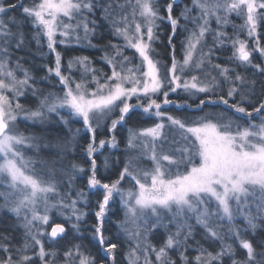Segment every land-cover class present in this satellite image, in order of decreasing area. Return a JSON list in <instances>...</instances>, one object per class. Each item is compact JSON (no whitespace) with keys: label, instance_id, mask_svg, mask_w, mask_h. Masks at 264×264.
Returning a JSON list of instances; mask_svg holds the SVG:
<instances>
[{"label":"snow or ice","instance_id":"1","mask_svg":"<svg viewBox=\"0 0 264 264\" xmlns=\"http://www.w3.org/2000/svg\"><path fill=\"white\" fill-rule=\"evenodd\" d=\"M178 4L183 0H168L166 6L161 0H30L27 4L24 0H0V212L13 215L17 222L13 227L21 230L19 246L0 234V264H57L61 256L62 264H96L95 257L79 243L61 252L59 241L67 230L64 223H51L55 210L57 216L71 222V229L82 239L81 222L87 213L77 205L80 201L89 204V197L96 192L102 196L95 201L96 223L91 235L110 264H115L118 244L105 237L104 222L114 195H119L123 210L116 228L117 236H123L128 245V264H224L225 260L229 264H264V234H260L264 231V79L247 75L251 69L254 77H264V47L258 31L264 27V0H191L173 15ZM18 7L23 19L9 15ZM233 15L243 23L237 26ZM26 21L33 28L37 48L43 46V38L49 52L55 54L54 66L44 65L48 75L41 79L54 75L61 93L40 95L36 78L21 64L24 57L17 53L28 43L23 30ZM162 22L171 26L167 40L170 66L157 58L159 52L154 47L161 42ZM105 24L122 43H92ZM230 25L253 39V47L239 32L230 36L226 31ZM181 27L187 34L181 42L182 59H177L173 40ZM209 34L211 45L206 43ZM73 42L111 49L101 57L111 74L92 67L88 57L79 56L68 60L69 74L65 75L57 45ZM229 45L228 63H215L219 58L216 53ZM125 49L134 50L133 56L125 55ZM254 52L260 54V63H254ZM134 58L139 62L133 63ZM233 61L244 71L229 66ZM77 65L82 69L78 81L70 74ZM25 90L38 98L35 108L19 102ZM177 93L187 99H169ZM160 95L163 99L158 101L155 97ZM133 98L135 103L130 102ZM172 104L201 113L206 106L223 105L227 111L180 118L162 111V105ZM138 109L142 116L158 122L128 130L125 150L135 155L126 157L117 179L102 182L97 176L96 154L106 145L118 147V141L112 135L97 143L101 122L110 121L107 130L112 133ZM229 111L232 116L227 115ZM53 114L65 126L73 120L82 122L89 134L84 148L90 165L86 177L89 191L76 190L75 198L71 195L75 180L86 169L75 163L69 169L60 168L67 179L58 180L56 166L66 154L59 140L41 144L16 124L21 116L44 122ZM169 129L174 130L171 140ZM68 131L72 135L64 143L72 142L75 147L81 129ZM42 149L53 155L40 157ZM27 150L34 155H27ZM145 159L151 162L150 169L139 167ZM103 167H110L108 157ZM126 177L134 181V188L121 187ZM61 184L69 191L62 194ZM241 219L243 226L237 223ZM156 233L164 235L159 247L150 239ZM197 235L208 244L219 243V248L209 251L196 240ZM189 249L196 252L192 258L187 255ZM238 250L244 253L242 258Z\"/></svg>","mask_w":264,"mask_h":264},{"label":"rangeland","instance_id":"2","mask_svg":"<svg viewBox=\"0 0 264 264\" xmlns=\"http://www.w3.org/2000/svg\"><path fill=\"white\" fill-rule=\"evenodd\" d=\"M28 1L30 2V0ZM167 2L168 0H161L162 5L166 6ZM184 4L190 5L191 0H183V4L175 5L173 15H178ZM20 13H21V9L10 12L9 15H15L17 16L18 19H23ZM161 13L166 15L163 8H161ZM231 19L237 26L243 23V21L237 18L235 15H233ZM180 24L181 26H183L185 24V21L181 20ZM188 27L191 28L192 25L188 24ZM216 27L217 25L215 21L213 20L212 28L215 29ZM262 29H264V27H261L258 30L260 33V37H264V33ZM23 30L26 34L28 43L26 44V47L23 51H20L17 53V55L24 57V59L21 61V64L23 65V67L28 68L31 74L36 78V81H37L36 87L39 89H42V92L40 93V95L47 94L48 92L61 93L62 87L59 84L58 78H56L54 75H52L48 80L41 79L42 77H45L46 75H48L44 65L54 66L55 54L49 52V50L46 47V41L43 38L41 39V43L43 46L41 48H37L35 41L32 40L33 28L31 24L28 23L27 21L25 22L23 26ZM159 31L161 33L160 35L161 42L155 44L154 46L156 50L159 52V56L157 58L160 59L166 65L170 66L171 65V59H170L171 49L168 47V42H167L168 35L171 34L170 24L167 22L160 23ZM226 31L229 33L230 36H234L236 35L237 32H239V36L241 39H248L244 31H240L239 28L234 29L231 25L226 28ZM99 32H100V35L92 38V43L95 45L103 46V45L108 44L109 41H111L112 43H122V40L113 38L106 24L102 28L99 29ZM186 34L187 33L183 30V27L178 28L176 36L174 38V40L176 39V42H177V43L174 42L176 46L175 54H176L177 59H182V43L181 42L183 41ZM166 37H167V40L165 43L167 46H164L163 42ZM206 43L207 45L212 44L211 34H209L206 37ZM248 44H249V47H253L254 45L253 39H248ZM206 50L207 48H205V51ZM57 51L61 52L62 54V72L65 75L69 74L68 69H67L68 60L73 57H79V56L88 57L92 62V67L96 69H102L105 73L109 75L111 74L110 67L107 66L105 62L101 59V57L104 55V52L108 51L110 53L111 49L102 50L101 47H95V48L89 47L87 45V42H81L80 44H76L75 42H73L68 45L58 44ZM72 51L74 52L77 51V52L74 53ZM231 52H232V48L230 45L223 48L222 50L216 53V56L219 58L215 59L214 62L220 63L222 65L228 63L227 57L231 55ZM133 53H134V50L132 49H125V52H124V54L127 56H133ZM254 53L258 55L257 58H259L260 60V54L258 52H254ZM138 62L139 61L136 60L135 58L133 59V63H138ZM229 66L236 67L237 71H240V72L244 71V69L240 68L236 64L235 61L231 62ZM81 72H82V69L77 65L73 67L70 74L72 77H74L78 81L81 78ZM18 75L20 74L18 73ZM213 75H218V73L213 71ZM247 75L250 79L253 78V72L251 69L247 70ZM155 98H157L158 101H160L163 99V96L160 95ZM169 99L183 101L184 99H187V97H185L183 93H177V94H170ZM19 102L22 105H24L26 108H35L38 104V98L36 96H33L30 90H25V95L20 98ZM130 102L135 103L136 102L135 98H133V100ZM143 102L146 103V100ZM189 102L191 103V101ZM162 111H165L166 113L170 115L177 116L180 118L192 119L195 116L203 115L204 113H218V112H225L227 110L223 105H219L216 107L206 106L204 107V112L201 113V112L194 111L188 108L177 109L175 104H172V105H162ZM137 112L140 114L139 116H141L140 117L141 119L143 120L147 119L146 124H144V126L138 125V126H133L129 128L126 127L125 125H122L121 129L124 130L122 144H120L118 140L116 129L112 133L108 132L107 125L110 124V121H108L107 123L101 122V127L96 133L97 143L100 139L108 140L112 135H115L118 141V147L113 148L111 147V145H106L103 149L99 150L98 154H96L97 163H98V166L100 167V171L97 173V176L102 182L111 183L113 180L117 179L119 176L120 170H122L124 167V162H125L126 157L129 155H135V153H129V152H126L125 150V146L127 143V137L129 135L128 130L130 128L134 130H139L141 128L151 127L154 123L158 122L155 119H150L145 116H142L141 110L139 109L137 110ZM227 115L232 116L233 114L232 112L229 111L227 112ZM233 118L236 119L237 117H233ZM165 123H167V121H165ZM16 124H17L18 129L21 132H24L26 135H33L37 137L41 144L49 143V142L56 143L57 140H59L60 146L64 148L66 154L64 155V158L62 159L60 164L56 166L58 169L57 179L58 180L67 179V177L62 175L61 172L59 171L60 168L69 169L73 163L77 165H81L86 169V171L82 174H78V177L74 183V190H72V193H71L72 198H75L76 190L84 189L86 193L89 191V189L87 188L86 177L89 175V172L87 171V169L89 168L90 165H89V160L86 157V154L84 152V148L86 147V144L89 140V134L83 130L82 122L73 120L69 125L65 126L64 124L60 123L58 119L55 117V115L53 114L48 119H46L44 122L28 121V120H25L21 116L20 118H18ZM69 128L73 130L77 128L81 129V132L76 138L75 147H73L72 142L64 143L65 141H69L71 138L72 133L68 131ZM173 131L174 130L172 129L168 130L169 140L172 139ZM177 137H178V133H177ZM164 147H165V151H167L168 144H165ZM26 154L29 156H33L34 152L32 150H27ZM39 155L42 158H50L53 155V153H51L48 149H42ZM105 157H108L110 160V167L108 169H104L103 167V160ZM139 167L143 169H150L152 167V164L149 160L145 159L140 163ZM121 187L124 189L134 188L135 187L134 181L126 177L121 182ZM67 191H69L68 186L66 184H61L60 192L63 194V193H66ZM101 196H102L101 192H96L94 195H91L89 197V200H90L89 204L85 205L84 201H80L77 205V207H79L82 211L87 213V215L84 217V220L81 222V231L83 233L82 239L78 238V235L71 229V222H65L63 218L60 216H57L55 213V210H53V213L51 214L53 217L51 223H64L65 228L67 230V235L64 237L63 240L59 241L61 252L66 250L67 246H70L73 243H79L83 246V250L86 253L90 254L89 252L90 249L85 245V242L88 241L93 245H98L97 241L94 238H92V235H91V231H92L91 226L95 223L90 220H93V218H95L94 216V212L96 211L95 201L100 199ZM114 212L118 216V219L114 221L113 225H111L110 231L109 232L107 231L108 233L104 230V235L106 238H110L111 242L118 244V250H121L124 253L125 263L128 264V259L126 257L128 245L127 243L124 242L123 236H117L116 222L123 219V210H122V206L120 205L119 195H114V200L110 204V210L108 214H111ZM72 222H74V219ZM16 223L17 222H16L15 217L11 215L10 213H8L6 210L3 212H0V234L9 236L12 239V244L19 246L21 243V239H20L21 230L13 227ZM237 223L243 226L242 219L238 220ZM50 227H51V224L48 226L49 231H50ZM108 234L109 235L112 234V237H108L107 236ZM150 239L153 244L159 247L161 243L163 242L164 235L163 233H156L155 235H152ZM196 240L200 241V243L203 244L205 248L209 249V247L205 245V242L201 240L200 235L196 236ZM231 242L233 243L234 241H231ZM45 247L48 248L49 245L45 243ZM218 248H219V243L216 244L214 249L212 250L209 249V251L215 252ZM101 253L105 258V254L103 253L102 250H101ZM171 255L173 257H176L177 254L173 252L171 253ZM187 255L190 258H192L196 255V252L192 249H189V251L187 252ZM0 256H2V254H0ZM13 258L18 259L15 253H13ZM62 259L63 258L61 256L60 260L57 261V264H62ZM152 259L154 261V255ZM37 264H39L38 261H37ZM96 264H110V262L105 261V259L103 262L96 260ZM178 264H179V261H178Z\"/></svg>","mask_w":264,"mask_h":264},{"label":"trees","instance_id":"3","mask_svg":"<svg viewBox=\"0 0 264 264\" xmlns=\"http://www.w3.org/2000/svg\"><path fill=\"white\" fill-rule=\"evenodd\" d=\"M19 2H20V0H8V3H19ZM27 2H29V1L28 0H24L25 4ZM16 10H20V8L18 7ZM262 30H263V33H264V29H262ZM166 40H167V37L165 38V40L163 42L164 46H167L166 43H165ZM174 42H176V39L173 40V43ZM260 42H261V47H264V37H260ZM77 51H79V50H77ZM77 51H75V52H77ZM72 52H74V51H72ZM78 54H79V52H78ZM257 56H258L257 54H255V53L253 54V61L256 62V63H260L261 62V56H260V60H259V58H257ZM253 78H255L257 80L264 79V77L259 76V75L255 76V77L253 76ZM139 115L140 114L136 110L135 112L132 113V115L130 117L127 118L126 123L121 124V125H119L116 128V133L118 135V140H119L120 144L123 143V136H124V130L121 129L122 125H125L126 127L129 128V127L138 126V125L139 126H144V124H146L147 119H144L145 120L144 121L143 119L140 118L141 116H139ZM117 219H118V216L116 215L115 212L111 213V214H108L107 219L104 222V230L106 232L107 231L109 232L110 229H111V225H113L114 221L117 220ZM90 221H93L94 223H96V219L95 218H93V220H90ZM260 234H264V231H262ZM107 236L108 237H112V234L111 235L108 234ZM247 238H251V236L249 235ZM202 241H204V240H202ZM253 242L255 243V240ZM233 244H235V241L233 242ZM85 245L90 249V251H89L90 254L93 257H95L96 260L101 261V262L104 261L105 258H104V256L101 253V248H100L99 245H93V244H91L88 241L85 242ZM205 245L207 247H209L210 250L214 249V247L216 246V245L208 244L206 242H205ZM238 254H239L240 258H242L243 255H244V253L242 251H239V250H238ZM115 264H126L125 263L124 253L121 250H117L116 258H115ZM224 264H229V262L227 260H225Z\"/></svg>","mask_w":264,"mask_h":264}]
</instances>
